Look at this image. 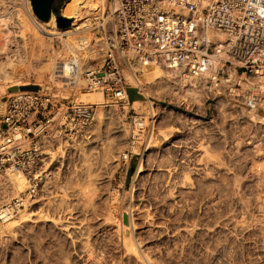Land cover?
<instances>
[{
    "label": "rangeland",
    "instance_id": "rangeland-1",
    "mask_svg": "<svg viewBox=\"0 0 264 264\" xmlns=\"http://www.w3.org/2000/svg\"><path fill=\"white\" fill-rule=\"evenodd\" d=\"M66 1L67 0H65L63 3H60V7H61L60 14L64 16L67 15L63 14L62 8L66 3ZM94 3H96L94 4L96 10L97 6L99 4H102L103 2L102 0H94ZM7 5H8L7 10H5V12H2V14L0 12V14L2 15L3 18L10 16L8 18V24L11 23L9 24V26L11 27L13 26L12 27L13 34L14 33L19 34L20 33L19 30H21V33L25 35L28 42L26 41L27 43H26L25 51L21 50L20 53L11 52V54H9L11 55L9 56V58L7 59L5 58L2 61H0V75L4 74L5 71L7 72L10 71L11 73V78L8 77L5 78L4 76L0 78V87L2 85L4 86L3 89L0 88V118L1 115L6 111L7 97L11 93L19 90L18 89V90L10 91L9 87L14 85L37 84L43 87L44 92L51 93L57 96L58 98H60L62 101L66 102L68 100L74 99L76 97L75 96L76 88L73 86H69V83L67 82L68 80L67 75L69 73L66 71H62L60 68L65 64L69 65L66 59L68 56V50L65 44V39H68L69 34L71 35V37H73L75 41L76 40L78 41L81 38L83 40H86V38H88V39H93V41H95L96 36L92 34V32L83 28L84 17H86V14L83 15L82 19L78 22V25L72 28L71 33L67 34L65 32L59 33V31L56 28L58 27L62 30H67V28L70 27L74 21L73 17H72L73 18L72 22L68 27H62L58 24L56 19V16L58 15H56L55 13L53 14L55 18L53 25L52 22L50 21L51 19L48 21L40 22L38 18L39 19L41 18L34 11L31 0H9ZM29 5L31 7V10H29L30 9ZM10 12L11 13L13 12L12 13L13 15ZM17 12L19 13L17 14ZM16 14L21 17V19L25 23V27L23 26L22 28L18 29L19 27L14 24L16 20L15 16H17ZM30 26L32 27V29L38 27L41 29V31H43L41 35L42 37H44V39L47 42L46 46H44L43 49H40L39 46L40 39L35 38L33 32H31V30H28ZM90 58L95 59L94 62L89 61L90 63H93L95 66L102 65V55L100 53H95L93 55H90ZM50 64H53L58 68L54 70H51L50 67L47 68L48 66L46 65H50ZM146 67L147 66H143L141 68L143 72L138 75L134 71L132 72L131 70L128 69L125 70V75L128 84L137 86L136 87L137 90H135L134 94L130 95L129 101H127L126 103L115 101L111 96H107V95H105V98H100L102 97V93L95 92L93 94V97L98 100L97 101L98 105L94 104L96 115L93 123L84 132L75 135L72 140L61 145L57 143L53 144L52 153L55 160L52 158L53 160L51 161L53 162H50L52 163L50 164L51 165L50 169L51 170L53 169V171L55 170L54 172H56L57 170L56 173L58 175V178L60 179L61 177L60 179L61 182H64L62 183L63 185L62 184L60 185L61 182L57 178V175L55 174L56 175L55 179L58 180V181L55 180V182L58 183L54 182L55 185L57 184L55 186L56 188L55 193L57 192L56 196H58L59 194H61L59 195V197L64 196L63 195L65 193L64 187L67 186L65 185L66 183L68 184V186L69 185L78 186V184H80L81 179L82 181H84V178H85L84 182H88V180L86 181V179H88L87 177H85L86 175H82L83 178L79 177L81 175V172L79 175L78 169L81 170V168L86 167L84 166L85 162L84 161L82 162V160L80 162L79 161L80 159L77 158V154L78 152H81V149L76 148V150L74 151L76 161L74 160V164L72 163L71 171L73 173L71 174H69V172L67 173L66 171L67 165L65 166L64 161L62 162V160L65 157L64 156L59 157L60 149L63 147V145L64 146L66 144L71 145L74 143V141L76 140L78 141L81 138L86 137L87 139V136H90L87 139L88 141H90V139L93 138L94 136L93 135L95 133L94 131H96V129L94 128V124L95 123L97 124L96 119L98 117L99 112L108 109L111 111L113 110L112 112H114V114L116 115L117 119L119 120L121 128L122 129L124 128V132H125L124 135H122L123 136L122 139L116 137L113 138L112 140V142L115 141L114 144L117 142V140L121 141V142H117L116 143L117 145L115 144L117 148H115L116 150H114L113 151L114 153L111 154V157L113 158L115 157L114 160L116 159L118 161L115 160L114 162H112V164H110L112 166L108 165L106 167L109 169L105 168L102 169V171L99 168H98L99 170L97 169L96 167L97 165L95 166L97 169L96 171L95 167L93 166V168L95 169V171L93 169L94 172L99 174L103 172L104 173L103 175H105L102 178L99 174L95 173L96 176L94 174L93 177L95 180L98 179L96 181L97 184L98 185L100 184V186L102 187L101 191L104 192L105 197L107 196L108 199L110 198L109 200L114 201L113 197H115L116 193H118V197H119V199L117 198L118 202L113 204L114 214L116 219L119 222H122L123 206L127 203L129 199L128 193L129 190L131 189L133 174L139 164L141 157L145 153V149L148 146L147 144L148 143L147 140L149 138L148 135L151 133L152 130H153L152 134L156 132V134H154L152 137V139H155L154 141L156 142L158 141V139L162 138V136H159V134H161L160 130L166 131L165 129L167 128L169 129L171 127L178 128L180 129V131H184L185 133L184 134L185 140L182 139L184 143L182 142L181 145L187 151L186 154H188L189 152V155L186 158L187 160L189 159L188 161L186 160V163L188 162L187 172H189L190 170L192 171L194 170V171L193 172L190 171L189 174L187 172L184 174V176L186 177L184 178L183 176V178L187 182L186 184H183L184 186L180 184V186L182 187L179 186L177 190L176 195L177 198L178 196L179 198L178 199L176 198V204L178 203L180 205L177 204L178 205L177 206L175 204L176 208H178L177 210H179L178 211L179 213H181L180 211L182 210H185L186 213L185 215L182 214L180 215L178 213V215H176L177 217L175 216V218L177 219L178 217H180L183 220L180 218H178V220L176 219L175 220L177 221V224L180 225L182 224L181 226L183 225L188 226L189 222H191L192 225L190 223L189 227L194 228L197 225V229L195 228V235H193L192 237L191 236L189 237V235L186 234L184 238L185 233H181V234L177 233L176 235L173 234V237H170V240H166L168 237L162 239L160 243L161 252H162L161 257H163L164 259L158 258L159 261L162 260L161 263L163 264H168V263L169 264H264V112L262 110L248 111L244 108L236 109L234 105L227 103L226 98L224 97L225 94H223L221 90L215 88L214 84L210 85L209 83L206 85V80L204 81V79L200 87H197L196 91H193L194 88L192 86L193 88L192 91L194 92L193 96L192 94L188 95L187 93H185L180 99L172 100L167 95L161 97V92L160 95L159 94L155 95L153 91L152 94H150V96H147L144 93V91L141 89V87L138 84H136V82H134L133 79L134 78L133 76H135L140 80H146L147 79V74L145 73L147 72ZM52 75L53 77H51ZM129 75L133 78H131ZM2 78H4V80H2ZM79 78H80V83L87 86V83L84 80L83 76H80ZM131 79H133V81H131ZM77 83H79V79L77 80ZM205 87L208 88V89L206 88L208 92L207 90H205ZM210 87L212 89L215 88L214 91H217L215 92L216 95L214 93H211V91L213 90H211ZM209 88L211 90L210 92H209ZM157 92L155 91V93ZM199 94L200 95L202 94L203 101L199 99V97H201ZM205 94L208 97L209 96L214 97L215 100L210 99L206 103L207 97L204 96ZM157 95L158 97L156 98ZM218 95L219 96L222 95V97L220 96L221 98L220 97L216 98V96ZM186 96L189 98L192 97V99L188 100ZM149 100L152 101L151 103L153 104L154 109L152 112L149 108ZM186 107H189L193 110H191L189 114H186L185 112L188 110ZM210 107H211V111L209 110ZM160 109L163 110L164 112H162ZM169 112L172 114H169ZM155 114L156 117L154 116ZM161 116H163L165 119ZM163 119L164 120L167 119V120L164 121ZM136 120L137 121L141 120L142 122L144 121L145 123L144 126H146L144 130L145 135H143L140 138H138L137 135L139 133V130L138 127L136 126ZM134 136H136L137 142L133 145L132 141L134 139ZM193 145L195 149H200L201 151L199 152H203V153L201 155H199V152L196 153L194 151L195 149L193 148ZM76 151L78 152L76 153ZM55 155H57L56 156L57 158H55ZM117 162H119L118 165H116ZM75 169L78 170V172ZM104 170L106 171L104 172ZM8 171H14L15 173L18 172L26 179L25 175L22 172L13 170L11 168L3 171L2 173H6ZM186 174L189 175L188 176L189 178H187ZM74 175L75 176L78 175V177L77 176L75 177ZM98 175L100 176V178L98 177ZM71 176L72 178L74 176V179H71ZM126 177L127 179L125 183L124 179ZM77 179L79 180V183ZM67 180L71 181V183L69 184ZM191 180L193 181L191 182ZM74 181L76 182L74 183ZM84 182L83 183L81 182L82 183L81 187H84L83 186V184L85 185ZM26 183L27 185L23 192L14 193V195H12L10 199L3 201L2 204H5V202H9L11 200L13 201V198L20 197L22 193H24L28 188L27 179H26ZM59 185L62 186V188H60ZM186 185L187 186L189 185V187H187ZM190 186H192L194 189L193 188L191 189ZM81 187L79 185L76 188H81ZM179 189L182 191H180ZM184 189L188 190L189 199L188 196L187 198H183L184 195H187L183 193ZM190 191H192L191 194L195 195L194 196L195 199L192 198L193 195L192 196L190 195ZM178 192L183 194H180ZM210 196L212 198H210ZM126 198L127 200H125ZM185 199L188 200L189 205L187 203V200ZM202 199H204L203 200L204 202L202 201ZM181 200L182 201L185 200L187 204L183 201L185 203L184 204ZM180 202L184 204V206H188V208L190 209L184 207ZM194 202L197 203H195L194 205ZM2 204L1 206H3ZM181 205L183 209H181L180 207ZM46 207L47 206H43L40 209L41 214L42 212H44L42 214L43 218H45V216L48 217V214H50L49 217L55 214V211L52 208L49 209L48 207L47 208ZM193 207H195L194 210ZM24 208L25 207L22 206L20 210ZM188 210H192V212L194 211V213H187L190 212ZM195 210H197V212ZM205 211L208 213V216ZM204 212L206 214L205 216H204ZM186 215H188V217ZM184 216L187 218H185ZM189 216L190 217L193 216L195 219H197V221L194 222L193 220L194 218L193 217L190 218ZM196 216L198 217L196 218ZM14 217L15 218H12V220L17 219V216ZM124 218L127 217L125 216ZM199 218H201L202 220ZM180 220H182V223L180 222ZM29 221L30 220H28V222L25 223L23 222L22 225L20 226L21 231H18V235H17L18 242L15 240L14 242L11 241L13 242L11 243L10 237L12 235L11 234L12 229L10 226L7 225V223L2 222V220L0 219V238H2L1 240L3 239L8 240V241L5 240L4 242L0 241V250L2 251V252L0 251L1 253L0 264H48V263L62 264L64 261H67V259H65L66 255L63 254V252H65L67 249L68 251H66L65 253L68 256V260L70 259L73 260V254H72L73 250L70 249L71 247L67 246L68 247L67 248L66 245L68 244L65 243V241L62 238L59 239V237L52 236V233L54 235L55 233L52 232L51 230H49L50 232L47 230L48 228L44 225L43 220H35L37 222H33V221L29 222ZM183 221H185V223ZM38 222L41 223L39 224ZM27 223L31 226H27L28 225ZM41 224H43L42 228H44L46 231H44V229L42 228L39 229V227H41L40 226ZM207 229L209 231L211 230V232L213 233L209 232ZM212 229H214V231ZM27 230L28 233H26ZM46 232L48 233L46 234ZM206 232L208 235H206ZM25 233L27 234V236L29 235L27 237L28 241L25 237L26 235ZM49 233H51V237H49L50 236ZM210 234L213 236L211 237ZM8 235L10 239L8 238ZM24 237L26 239L25 241H24ZM52 237H56L57 239L56 238L54 239ZM21 240H23V242ZM60 240L62 241L60 242ZM173 240L174 242L176 240H178L179 242H175L176 245H174ZM191 240L193 241L191 242ZM26 241L28 242L27 244ZM55 241L56 242L58 241V243L60 244L61 246L60 249L62 250V252L60 251V249H58L59 244H56ZM168 241H170V244L173 245L171 246ZM4 243L7 245L4 246L3 245ZM50 244L53 245L51 246ZM9 246L11 249L9 248ZM28 246H29L28 248L29 252L27 251ZM55 247L58 249V252L62 253L63 258L60 257L61 255L57 251H55L56 250ZM62 247L63 248L65 247V250L62 249ZM54 248L55 250H53ZM220 248H222V251H220L221 250ZM51 249L55 252H53ZM166 251H168V253ZM220 253L222 254L220 255ZM166 254L167 255L169 254L168 257ZM173 254L175 255V257L173 256ZM176 254H178V257ZM180 254L181 257L179 258ZM51 255L53 256L51 257ZM54 255L56 256L58 255L57 258L60 257L61 260H59L60 258L56 260L57 258L56 256L54 257ZM121 257H122L121 260L120 258H118L115 264H125L123 263L125 261L124 257L123 256ZM52 258L56 261L52 262L53 261ZM165 259L166 260L171 259V260L166 261Z\"/></svg>",
    "mask_w": 264,
    "mask_h": 264
},
{
    "label": "built area",
    "instance_id": "built-area-1",
    "mask_svg": "<svg viewBox=\"0 0 264 264\" xmlns=\"http://www.w3.org/2000/svg\"><path fill=\"white\" fill-rule=\"evenodd\" d=\"M102 2L83 22V28L96 36L92 39L96 51L81 47L67 56L69 74L83 76L88 88L127 102L128 89L137 86L128 84L126 69L138 75L152 63L172 76L201 79L218 60L214 85L227 103L264 112V89L259 90L257 80L264 76V0ZM92 51L102 55L101 66L89 62L95 60L90 58ZM210 99L215 100L209 96L206 103ZM186 108V114L193 110ZM95 115L94 105L76 97L65 102L40 89L19 90L7 97L0 118V174L11 168L28 181L26 191L10 201L13 211L49 192L53 144H64L84 132ZM143 122L136 120L138 138L145 130ZM132 142H137L136 136Z\"/></svg>",
    "mask_w": 264,
    "mask_h": 264
},
{
    "label": "bare ground",
    "instance_id": "bare-ground-1",
    "mask_svg": "<svg viewBox=\"0 0 264 264\" xmlns=\"http://www.w3.org/2000/svg\"><path fill=\"white\" fill-rule=\"evenodd\" d=\"M8 2H9V0H0V12H1V14H2V12H5V10H7V6H8L7 3ZM94 4H96V3H94V0H67L66 3L64 4L63 8H62L63 14H65L67 16H71L75 19H74L72 25L67 28V30H62L58 27L56 29L59 31V33H63V32H65L67 34L71 33L72 28H74L78 25V22L82 19L83 15L86 14V16H87L90 12L95 11ZM98 6H97L96 10L98 9ZM29 8H30L29 10H31L30 5H29ZM18 13L19 12H17V14ZM1 14H0V61H2L5 58L6 59L9 58V56H11V55H9V54H11V52H15V53L19 52L20 53L21 50L25 51L26 50L25 49L26 43L28 42L25 35H23L21 33V30H19V32H20L19 34H15V33H14L15 35L13 34V31H12L13 26L12 27L9 26V24H11V23L8 24V18L10 16L3 18ZM15 18H16V20H15L14 24L19 27L18 29L22 28L23 26L25 27V23L23 22V20L21 19V17L19 15L15 16ZM54 19L55 18L53 15L51 17V20H50L52 22V25L54 24ZM38 20L40 22L44 21V20L39 19V18H38ZM28 30H31V32H33V35L35 38L40 39L39 46H40V49H43L44 46H46V44H47L46 40L41 35L43 33V31H41V29L38 27L35 29H32L31 26ZM65 44H66L67 50L70 52L75 51L77 49H80L81 47L90 48L94 51H96V48H97V43L93 42L92 39L86 38V40H83L81 38L78 41L77 40L75 41L73 39V37H71L70 34H69L68 39H65ZM40 51H42V50H40ZM94 51H92V53L90 52L89 55L95 54ZM149 64L150 65H148V64L145 65V66H147L146 67L147 72H145L147 74L146 80H140L135 76H133L134 78L131 77L130 75L129 76L134 79V82H136V84H138L141 87V89L144 91V93L147 96H150V94H152V91L155 95L156 94L160 95V92H161V97L167 95L172 100L173 99H175V100L180 99L185 93H187L188 95L192 94V96H193V93H194L193 91H196V90L195 89L193 90L192 86L200 87L201 83L203 82V79H204V81L206 80V85L209 84L210 81H212V83H213L215 78L217 77L219 66H220V62L218 60H216L214 62L213 68L210 71H208L207 73H205L203 78L195 79V78H192L190 76H186L184 78H180L178 76H172V75L168 74L161 66L156 65V64H152V63H149ZM46 66H48L47 68L50 67L51 70L58 68L57 66H55L53 64L46 65ZM60 69L62 71H66L69 73V65H67V64H65L64 66H61ZM131 71L133 72L134 70H131ZM3 76L5 78L6 77L11 78L10 71L9 72L5 71L4 74L0 75V78ZM67 76H68L67 82L69 83V86H73L76 88V95L75 96H76V99L78 101H82L85 104L98 105V102H97L98 100L93 97V94L95 92H101L102 97H100V98H105V94H104L102 89H90L87 86L80 83L79 77H75L71 74H68ZM51 77H53V75ZM78 79H79V83H77ZM133 79H131V81H133ZM2 80H4V78H2ZM257 80H258L259 90H263L264 89V76L257 78ZM0 88L3 89L4 86L2 85ZM206 88L207 87H205V90L208 89V88L207 89ZM210 88H209V92L211 90H213V91H211V93L215 94V92H217V91H214L215 88H213V89L211 88V90H210ZM40 90H43L42 86H40ZM154 90L156 92L157 91L158 92L155 93ZM18 91H15V92H18ZM15 92H13V93H15ZM207 92H208V90H207ZM202 94H204V93H202ZM202 94L201 95L199 94L201 96V97H199V99L203 101ZM206 94L204 96H206ZM157 97H158V95L156 96V98ZM206 97L208 98V96H206ZM217 97H220V96L218 95V96H216V98ZM191 99H192V97H191ZM151 102L152 101L149 100V108L152 112L154 108H153V104ZM124 103H126V102H124ZM112 111L108 109V110H104V111L99 112L98 117L96 119L97 124L96 123H95L96 125L94 124V128L96 129L97 132L94 131L95 133L93 134L94 135L93 138H91L92 140L91 139H90V141L87 140L88 137H90V136H87V139H86V137L81 138L78 141L77 140L74 141V143L71 145H69V144H66L65 146L63 145V147L60 149V154L58 153L59 157L60 156L65 157L62 160V162L64 161L65 166L67 165V167H66L67 173L69 172V174H71V173H73L71 171L72 163L74 164V160H75V152L74 151L76 150V148L81 149V152H78L79 150L76 151V153L78 152L77 158L80 159L79 160L80 162H81V160H82V162L84 161L85 162L84 166H86V167L81 168V166H80L81 170L80 169H78V170H79V175H80V172H81V175L79 177L83 178L82 175H86L85 177L88 178V179H86V181L88 180V182H84L85 181V178H84V181H82V179H81L80 184H78L79 180H80L78 178L79 180L77 179L78 180L77 184H78V186L80 185V187H81L82 183L84 182L85 183V185L83 184L84 187L76 188L78 186H76V185H75L76 187L74 185L68 186V184L66 183L65 185H67V186L64 187V192H65L63 194L64 196L59 197V195H61V194L56 196L57 192L55 193V189H56L55 186L57 184L55 185V183H58V182H55V180H56L55 177L57 175V173H56L57 170H56V172H54L55 170L53 171V169H52V172L50 173V174H52V177H50L51 179L49 178L51 181H49V183L46 185V188L49 187V192L45 196H41L37 199H28L25 202V206H24L25 208L22 210L19 209L16 213L15 211H13V209L11 207H9L10 201L5 202V204H2V203H3V201L10 199L12 197V195H14V193L23 192L26 188V185H27L26 179L20 173H18V172L15 173L14 171H8L6 173L0 174V206H1V204L3 206H5V208L1 211L0 218L2 219V222L7 223V225L10 226L12 229V232H11L12 235L10 237L11 238L10 242L11 241L14 242L15 240L17 241L18 231H21L20 226L22 225L23 222L24 223L28 222V220H30L29 222H32V221L37 222L35 220H43L44 225L48 228L47 230L48 231L51 230L52 232L55 233V235H54L51 232L52 236L59 237V239L62 238L65 241V243L68 244V245H66V247L69 246V247H71L70 249L73 250L72 251L73 252L72 253L73 254V260L70 259L71 261L68 260V256L65 253L66 251H68V249L65 252H63V254L66 255L65 259H67V261H64L62 264H115L118 258H120V260H121V258H122L121 256L124 257L125 261L123 260L124 261L123 263H125V264H163V263H161L162 260L159 261V259H158V258H160V259L163 258V257H161L162 252H161V246H160L162 239H165L166 237H168L166 240H170V237H173V234L176 235L177 233L178 234L179 233L180 234L185 233L184 238H185L186 234H188L189 237L190 236L192 237L193 235H195V228L197 229V225H196L197 223L195 224L196 227H194V228L189 227L191 222H189L188 226H184V225L181 226L182 224L181 225L177 224V221H176L180 217H178L177 219L175 218V216L178 215V213H179L178 212L179 210H177L178 208H176V205L178 204V203L176 204L177 190H178L180 184L183 185V184H186V182H187L184 180V178L186 177V176H184V174L187 172V169H188V166H187L188 162L186 163V160H187L186 158L188 157L189 152H188V154H186L187 151L181 145L183 142L182 139H184V134H185L184 131H180V129L174 128L171 126H169L171 128H169V129L167 128L168 130L165 129L166 131L160 130L161 134H159V136H162V138L159 137L161 139H158V141H156V142L154 141L155 139H152L153 135L156 134V132L154 134H152L153 133V130H152L151 133L148 135L149 136V138L147 140L148 146L145 149V153L141 157L139 164H138V166H137V168L133 174L131 189L129 190V193H128L129 199H128L127 203L123 206V220H122V222H119L116 219L115 214H114L113 204L118 202L117 201V198L119 199L118 193H116V196L113 197L114 201L109 200L110 198L108 199L107 196L105 197L104 192L101 191L102 187L100 186V184L99 185L97 184L96 181L98 179L95 180L93 177V175L96 173V172H94L96 167H97V169L99 168L102 171V169H105L108 165L112 164V162H114L116 160V159L114 160L115 157L114 158L111 157V154H113L114 153L113 151L116 150L115 148H117L116 143L121 142V141L117 140V142L115 143L116 145H115L114 144L115 141L112 142V140H113V138H116V137L122 139L123 138L122 135H124V133H125L124 128L123 129L121 128L119 120L117 119L116 115ZM161 111L164 112L163 110H161ZM169 114H172V113L169 112ZM154 116L156 117V114ZM159 116H160V114H159ZM161 117H163V116H161ZM153 119H155V118H153ZM161 120H160V122H161ZM166 120H164V121H166ZM141 124L144 126L145 123L143 122ZM140 135H141L140 137H142L143 135H145V133L141 132ZM193 148H194V145H193ZM193 148H192V150H193ZM194 151L197 153L201 150L195 149ZM61 153H62V155H61ZM202 153L203 152H199V155H201ZM51 154H52L51 157L54 159L52 152H51ZM56 156L57 155H55V158H57ZM115 156H116V153H115ZM53 159H51V160H53ZM116 161H118V160H116ZM51 162H53V161H51ZM86 162H87V164H86ZM118 163L119 162H117L116 165H118ZM50 164H52V163H50ZM54 165H56V164H54ZM77 166H78V164H77ZM77 166H76V168H77ZM93 166L94 167L96 166L95 169L93 168ZM110 166H112V165H110ZM252 168H253V166H252ZM93 169H94V171H93ZM97 169H96V171H97ZM106 169H109V168H106ZM78 170H76V171L78 172ZM101 171H100V173H101ZM105 171L106 170H104V172ZM190 171H192V170H190ZM189 172H187V173L189 174ZM58 174H60V173H58ZM75 174H76V172H75ZM96 174H99V173H96ZM96 174H95V176H96ZM103 174L104 173L102 172L99 175L103 178V176H105ZM190 174H192V173H190ZM99 175H98V177L100 178ZM74 176H73V178L71 176V179H74ZM76 176L78 177V175H76ZM183 176H184V178H183ZM188 176L189 175H187V178H189ZM91 177H93V178H91ZM57 178H58V175H57ZM95 178H97V177H95ZM60 179H61V177H60ZM191 179H193V178H191ZM56 181H58V180H56ZM67 181L69 182V184L71 183V181H69V180H67ZM192 181L193 180H191V182ZM234 181H236V180H234ZM60 182H61V180H60ZM75 182L76 181H74V183ZM62 183H64V182H61L60 185ZM103 185H104V183H103ZM180 187H182V186H180ZM187 187H189V185ZM190 187H191V189L193 188L192 186H190ZM60 188H62V186H60ZM185 189H187V188H185ZM185 189H184L183 193H185L187 195H184L183 198H187V196H188V199H189L188 190H185ZM191 189H189V190H191ZM180 191H182V190H180ZM186 191H187V193H186ZM192 191H194V190H192ZM192 191H190L191 196L193 195V194H191ZM178 193H180V192H178ZM183 193H180V194H183ZM194 196L195 195H193L192 198H194ZM178 198H179V196H178ZM210 198H212V197L210 196ZM180 199H179V201H180ZM204 199H205V197H204ZM204 199H202V201ZM206 199H207V196H206ZM125 200H127V198ZM185 200H187V199H185ZM185 200H183V201L186 203ZM197 202H194V205ZM187 203L189 205L188 200H187ZM184 204H182V205L184 206ZM190 204H193V203H190ZM178 205H180V204H178ZM182 205L180 206L181 209H183ZM43 206H47L49 209L52 208L55 211V214L53 216H50V217H49L50 214H48V217L45 216V218H43L42 214L44 212H42V214H41V210H40L41 207H43ZM184 207L188 208V206H184ZM194 208L195 207H193V210H194ZM208 208H210V207H208ZM188 209H190V208H188ZM196 209H197V207H196ZM188 211H190V212H187V213H194V211L192 212V210H188ZM195 211L197 212V210H195ZM180 212H181V213H179L180 215L181 214L185 215V213H186L185 210H182ZM205 212H204V216L206 215ZM51 214H53V213H51ZM188 215H186V216L188 217ZM14 216H17V219L12 220V218H15ZM125 216L127 218H124ZM207 216H208V213H207ZM187 217H185V218H187ZM191 217H193V216H191ZM197 217L198 216H196V218ZM32 219H34V220H32ZM180 219H182V218H180ZM199 219H201V218H199ZM182 220H180L181 223H182ZM193 220H194V222L197 221V219H195V218ZM180 222H178V223H180ZM183 222L185 223V221H183ZM200 223H202V222H200ZM42 225L43 224L40 225L41 227H39V229L43 227ZM186 225H187V223H186ZM191 225H192V223H191ZM27 226H31V225L28 224ZM214 227H215V225H214ZM42 229H44V228H42ZM212 230L214 231V229H212ZM44 231H46V230L44 229ZM209 232H211V230ZM26 233H28V230ZM47 233L48 232H46V234ZM51 233H49V235H50V236L48 235L49 237H51ZM211 233H213V232H211ZM23 234H24V232H23ZM44 235H45V233H44ZM206 235H208L207 232H206ZM3 236H4V234H3ZM19 236H21V235H19ZM28 236H27V234L25 235L26 239ZM212 236L213 235H211V237ZM25 237H24V241L26 240ZM33 237H32V239H33ZM56 237H52V238L55 239ZM8 238H9V235H8ZM177 238H178V236H177ZM1 239L2 238H0L1 242H4L6 240V239L5 240L4 239L1 240ZM45 239H46V237H45ZM6 241H8V240H6ZM21 241L23 242V240H21ZM27 241H28V239H27ZM27 241H26V244L28 243ZM37 241H40V240H37ZM61 241L62 240H60V242ZM192 241L193 240H191V242ZM13 242H11V243H13ZM35 242H36V240H35ZM168 242L170 244V241H168ZM173 242H174V240H173ZM173 242H171V243H173ZM175 242H179V241L176 240ZM175 242H174V245H176ZM53 244H54V242H53ZM53 244H50V245L52 246ZM56 244H59L58 241L56 242ZM3 245L5 246L7 244L4 243ZM10 246H9V248H10ZM60 247L61 246L59 244V248L58 247L57 248L60 249ZM28 248H29V246L27 247V251L29 250ZM49 248H50V246H49ZM55 248L53 250H55ZM57 248L55 251L58 252ZM223 248H224V246H223ZM62 249L65 250V247L64 248L62 247ZM220 249H221L220 251H222V248H220ZM55 251H53V252H55ZM60 251L62 252L61 249H60ZM168 251H166V252L168 253ZM61 252H58V253L61 255V256L60 255L59 256L63 258ZM183 252H185V251H183ZM211 254H213V253H211ZM221 254L222 253H220V255ZM168 255H167V257H168ZM176 255L178 257V254H176ZM52 256L53 255H51V257ZM55 256L56 255H54V257ZM57 256H56V258H57ZM173 256L175 257L174 254H173ZM60 257H58V258H60ZM180 257H181V254L179 255V258ZM58 258L56 260H58ZM70 258H71V256H70ZM214 258H216V257H214ZM223 258H224V256H223ZM56 260L53 259L52 262H54ZM59 260H61V258ZM120 260H118V261H120ZM168 260L169 259H167L166 261H168ZM173 261H171V262H173ZM50 262H51V260H50ZM118 263H120V262H118ZM58 264H60V263H58Z\"/></svg>",
    "mask_w": 264,
    "mask_h": 264
},
{
    "label": "water",
    "instance_id": "water-1",
    "mask_svg": "<svg viewBox=\"0 0 264 264\" xmlns=\"http://www.w3.org/2000/svg\"><path fill=\"white\" fill-rule=\"evenodd\" d=\"M33 4L34 11L36 14L44 21H48L51 19L53 15V9L54 3L57 0H31ZM57 22L60 26L62 27H68L72 20L69 17L63 16V15H58L56 17ZM39 90L40 86L37 84H26V85H14L9 87L10 91L14 90ZM135 92V89H128L129 95H133Z\"/></svg>",
    "mask_w": 264,
    "mask_h": 264
},
{
    "label": "trees",
    "instance_id": "trees-1",
    "mask_svg": "<svg viewBox=\"0 0 264 264\" xmlns=\"http://www.w3.org/2000/svg\"><path fill=\"white\" fill-rule=\"evenodd\" d=\"M65 0H58L57 3L54 5V13L60 15V3H63Z\"/></svg>",
    "mask_w": 264,
    "mask_h": 264
},
{
    "label": "flooded vegetation",
    "instance_id": "flooded-vegetation-1",
    "mask_svg": "<svg viewBox=\"0 0 264 264\" xmlns=\"http://www.w3.org/2000/svg\"><path fill=\"white\" fill-rule=\"evenodd\" d=\"M58 1V0H57ZM57 1L54 3V5L57 3ZM53 9H54V6H53ZM53 14H54V11H53ZM57 15V14H56ZM61 15V14H60ZM64 16V15H63ZM57 17V16H56ZM67 17V16H66Z\"/></svg>",
    "mask_w": 264,
    "mask_h": 264
},
{
    "label": "crops",
    "instance_id": "crops-1",
    "mask_svg": "<svg viewBox=\"0 0 264 264\" xmlns=\"http://www.w3.org/2000/svg\"><path fill=\"white\" fill-rule=\"evenodd\" d=\"M209 110L211 111V107L209 108ZM209 110H208V111H209ZM126 179H127V177L124 179V182H125V183H126Z\"/></svg>",
    "mask_w": 264,
    "mask_h": 264
}]
</instances>
